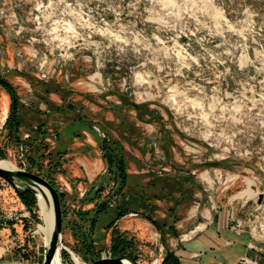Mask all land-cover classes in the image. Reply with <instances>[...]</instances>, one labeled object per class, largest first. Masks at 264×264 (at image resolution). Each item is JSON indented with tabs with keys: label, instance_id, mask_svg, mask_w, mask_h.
Wrapping results in <instances>:
<instances>
[{
	"label": "rangeland",
	"instance_id": "1",
	"mask_svg": "<svg viewBox=\"0 0 264 264\" xmlns=\"http://www.w3.org/2000/svg\"><path fill=\"white\" fill-rule=\"evenodd\" d=\"M0 78L13 91L0 85V159L60 193L61 242L79 264L91 258L77 211L105 200L176 235L205 210L264 216V0H0ZM101 133L123 154L118 190ZM35 197L30 208L0 178V260L44 256Z\"/></svg>",
	"mask_w": 264,
	"mask_h": 264
},
{
	"label": "crops",
	"instance_id": "2",
	"mask_svg": "<svg viewBox=\"0 0 264 264\" xmlns=\"http://www.w3.org/2000/svg\"><path fill=\"white\" fill-rule=\"evenodd\" d=\"M75 159L86 167V145ZM103 213L107 214L104 221L98 222ZM232 214L229 209L201 211L197 219L189 222L186 218L180 219L177 226L183 229H179L177 235L170 232L163 235L144 217L141 209H129L116 218V207L109 206L93 225L92 244L100 257L103 252H113L112 240L120 235L127 242L115 251L132 255L136 261L144 252L150 259L156 257L148 264H161L168 253L164 264H264V216L259 214L241 227H234L230 225ZM76 219L78 225H72L73 230L88 226L87 220L84 222L77 215ZM66 259L62 263L76 264L71 257Z\"/></svg>",
	"mask_w": 264,
	"mask_h": 264
},
{
	"label": "trees",
	"instance_id": "3",
	"mask_svg": "<svg viewBox=\"0 0 264 264\" xmlns=\"http://www.w3.org/2000/svg\"><path fill=\"white\" fill-rule=\"evenodd\" d=\"M0 85H2L7 90L9 89L13 93L12 86L5 79L0 78ZM15 104H17L16 100H15ZM15 109H16V106H15ZM16 110H14V111L12 110L9 113L8 118H7V123H6V125H8V127L10 129H12L11 133L14 135V137L16 136V133L18 130L17 127L20 124V121L17 117ZM33 133H36L37 135L42 136V134H45V128L41 125H38L35 128H33ZM28 138H29V140L27 141V144H26L28 146V150L33 151L35 157L38 154L42 159L44 157V155H43L44 153L43 152L40 153L39 147L41 146L43 149H45L46 144H42L41 141L38 143L35 142L34 136H33V138L31 136H29ZM101 147H102L103 152H104L103 158L106 160V162L108 163L109 166L112 165L115 168L116 172H114V178L116 179V182L118 184L117 190L121 189L124 186L125 181H126V172H125V165H124V159H123L122 151L119 150L120 154H118V155H117V153H113L115 148L111 147L109 140H107L105 137H104V139H102V146ZM29 161L31 163L34 162V157L32 155H29ZM18 196L24 203L29 205L30 208H33V206H35L36 197H35V194L33 192L25 191L21 194H18ZM58 197H59V200H61L60 193H58ZM108 207H109V203L107 200H105V201H102L101 203L93 206L89 210H86V211L85 210L84 211L78 210L77 211V214H76L77 217H80V219H83L84 222H86V220H87L88 226L84 227V228L78 227L77 230L75 228L73 231H74V234L76 235V239L78 238L77 243L80 244V245H78L79 249L82 248L84 250V252H86V257L91 258V259H87L89 261H93V260L99 258V251L95 250L94 246L92 244L93 239L91 238V231L93 229V225L95 224V222L97 220L98 215L101 212L105 211ZM116 210H117V217L116 218H118L119 216H122L125 213V211L127 212L129 210V208L125 207V206L121 208V207H118V205H116ZM61 213H62V211H61ZM89 214H90V216L86 219V216H88ZM144 217L147 218L148 220H150L159 229V231L163 235L165 234L167 229H168L167 232H170L171 234L176 235V232L173 230V228L170 229L171 226H168V224H166V221L159 222V221L151 218L149 215H144ZM168 218H169V216H168ZM73 225H78V224L73 223ZM126 242H127V240L120 235L114 237V239L112 240V251L114 253L110 251L111 257L117 256L116 254H118L119 256L125 255L129 259L136 261V258H134L132 255H129L127 253H118L119 251H115V250H118L119 247L124 246ZM62 253L66 254V255L68 254L67 251H65V250H62L61 254ZM167 257L169 258V253L166 255V257L163 258L161 264L165 263Z\"/></svg>",
	"mask_w": 264,
	"mask_h": 264
},
{
	"label": "water",
	"instance_id": "4",
	"mask_svg": "<svg viewBox=\"0 0 264 264\" xmlns=\"http://www.w3.org/2000/svg\"><path fill=\"white\" fill-rule=\"evenodd\" d=\"M15 97L13 96L12 110H15ZM0 178L9 183L16 191L21 194L25 191H31L35 194L37 191L45 195L47 191L52 200L53 208V229L50 240L47 244L43 264H51L54 254L61 245V231H62V213L58 192L45 178L40 175L27 171L25 169H8L0 166ZM262 196H259L258 202H261ZM124 260L132 264H137L136 261L129 259L125 255L115 257H101L95 259L87 264H124Z\"/></svg>",
	"mask_w": 264,
	"mask_h": 264
},
{
	"label": "bare ground",
	"instance_id": "5",
	"mask_svg": "<svg viewBox=\"0 0 264 264\" xmlns=\"http://www.w3.org/2000/svg\"><path fill=\"white\" fill-rule=\"evenodd\" d=\"M0 166L8 169H17L14 165H11L10 162L0 159ZM38 199L39 211L42 217L43 225L40 226V231L44 235L46 240V244H48L52 229H53V208H52V200L47 191H45V195L41 192L37 191L36 193ZM59 247L56 250L54 257L51 261V264H61L59 257ZM124 264H132L129 261L124 260Z\"/></svg>",
	"mask_w": 264,
	"mask_h": 264
},
{
	"label": "built area",
	"instance_id": "6",
	"mask_svg": "<svg viewBox=\"0 0 264 264\" xmlns=\"http://www.w3.org/2000/svg\"><path fill=\"white\" fill-rule=\"evenodd\" d=\"M95 129L97 130L98 133L101 132L99 128H95ZM101 135H102V137H105V135L103 133H101ZM109 206H114V202H109ZM250 220H252V219H248V220L245 219L244 220V219L232 218L230 225L234 226V227H241L243 224L247 223ZM62 248L68 252V254L70 255L72 260H74L76 258L71 250L67 249L66 246L61 244L59 246V251H58L61 264H64V263H62L63 259L61 258V249ZM100 257H111V253L109 251L103 252V253H101ZM43 258H44V256L42 258L34 259V260H24L22 258L18 259V260H11V261L0 260V264H43ZM75 262H76V264H79L77 261H75ZM82 264H86V263H82Z\"/></svg>",
	"mask_w": 264,
	"mask_h": 264
}]
</instances>
